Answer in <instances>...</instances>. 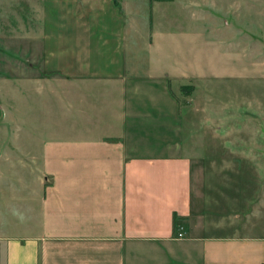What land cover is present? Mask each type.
Masks as SVG:
<instances>
[{
  "label": "crops",
  "instance_id": "crops-1",
  "mask_svg": "<svg viewBox=\"0 0 264 264\" xmlns=\"http://www.w3.org/2000/svg\"><path fill=\"white\" fill-rule=\"evenodd\" d=\"M67 2L41 37L46 75L31 81L64 115L32 150L33 188L20 182L15 211L0 204L2 264H264L259 130L262 141H230L214 115L231 111L208 106L196 141L184 144L181 104L203 112L179 63L126 72L119 0L87 12L104 38Z\"/></svg>",
  "mask_w": 264,
  "mask_h": 264
},
{
  "label": "rangeland",
  "instance_id": "rangeland-1",
  "mask_svg": "<svg viewBox=\"0 0 264 264\" xmlns=\"http://www.w3.org/2000/svg\"><path fill=\"white\" fill-rule=\"evenodd\" d=\"M67 1L0 0L3 212L7 204L13 211L17 209L14 197L20 195L17 187L21 181L33 188L39 163L31 159L32 150H38L37 141L55 134V130L47 129L48 125L64 115V108H58L55 101L49 102L46 95L41 97V88L31 81L46 75L41 65V37L46 31L53 33V26L47 27L48 19L65 18L72 9ZM75 1V11L87 20L88 33L104 38L107 32L101 26L90 29L92 23L86 19L87 12L99 7L102 0ZM119 3L125 11L124 50L120 53L124 70L130 73L133 67L147 69L157 60L166 63L176 60L182 74L191 78L190 83L181 84L195 87L190 104L203 113L190 112L187 105L181 104L184 144L196 141L193 132L201 118L207 117L208 106L231 111L229 115H214L215 122L223 123L221 128L229 130L228 140L260 138L254 130H259L264 140V0H119ZM111 25L109 21L108 27ZM150 35L155 42L149 43ZM241 161L250 169L248 161ZM26 204L31 205L32 201Z\"/></svg>",
  "mask_w": 264,
  "mask_h": 264
},
{
  "label": "trees",
  "instance_id": "trees-1",
  "mask_svg": "<svg viewBox=\"0 0 264 264\" xmlns=\"http://www.w3.org/2000/svg\"><path fill=\"white\" fill-rule=\"evenodd\" d=\"M182 89H184V88H190V86H188V87H185V86H183V87H181Z\"/></svg>",
  "mask_w": 264,
  "mask_h": 264
},
{
  "label": "built area",
  "instance_id": "built-area-1",
  "mask_svg": "<svg viewBox=\"0 0 264 264\" xmlns=\"http://www.w3.org/2000/svg\"><path fill=\"white\" fill-rule=\"evenodd\" d=\"M176 236H177V237H180L181 235H180V234H177Z\"/></svg>",
  "mask_w": 264,
  "mask_h": 264
}]
</instances>
